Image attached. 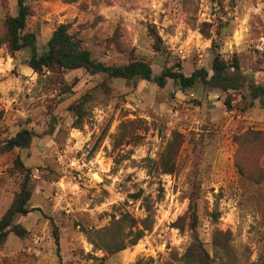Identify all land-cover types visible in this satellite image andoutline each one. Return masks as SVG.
<instances>
[{
	"label": "rangeland",
	"instance_id": "obj_1",
	"mask_svg": "<svg viewBox=\"0 0 264 264\" xmlns=\"http://www.w3.org/2000/svg\"><path fill=\"white\" fill-rule=\"evenodd\" d=\"M27 4L40 51L64 23L106 64L145 60L153 76L205 69L210 79L220 55L238 62L245 86L183 89L167 78L161 87L78 68L65 72L64 93L50 71L29 66V49L10 50L17 0H0V140L33 133L30 147L0 151V219L24 179L17 156L32 189L30 212L16 218L28 233L8 234L0 264H183L191 199L214 264H254L264 248V104L250 85L264 86V0ZM169 144L174 171L163 173ZM143 221L151 228L132 244ZM215 229L230 232L234 258L213 253Z\"/></svg>",
	"mask_w": 264,
	"mask_h": 264
},
{
	"label": "trees",
	"instance_id": "obj_2",
	"mask_svg": "<svg viewBox=\"0 0 264 264\" xmlns=\"http://www.w3.org/2000/svg\"><path fill=\"white\" fill-rule=\"evenodd\" d=\"M27 1L17 0V14L8 15L6 18L8 46L11 51L29 49L31 52L30 58L27 60L29 66L40 77L44 76L46 71H50L52 78L65 87L64 93L71 92V88L64 78L65 72L78 68H84L90 74L105 73L110 77L124 78L128 81L134 78L154 79L161 87L165 86L167 78L177 81L183 89L192 86L197 81L220 87L225 91L240 89L245 86L238 62L228 63L220 55H217L213 61V75L210 79H208V72L205 69L195 71L191 75L186 76L181 71L165 68L159 75L153 76L152 67L145 60H132L122 65L106 64L96 60L91 50L84 47L82 41L64 23L53 31L47 41L46 48L40 51L38 36L35 32L26 30L27 19L30 15ZM250 93L253 100L260 99L262 104H264L263 85L251 84ZM32 142V131L27 127H22L15 134L6 135L4 139L0 140V151L9 152L15 148L25 149L30 147ZM174 155L175 153L171 152V144H169L161 161L163 173H172L174 171ZM15 164L23 171L24 179L20 191L0 219V246L6 241L10 232H14L19 236H24L28 233L22 223L16 222V218L19 215H25L30 212L28 204L32 197L30 185L31 169L24 164L20 156L16 157ZM185 217L189 220L192 241L182 257L183 264H214V256H211L210 251L205 247L197 233L198 213L193 199H191L189 210ZM143 222V228L138 229L132 244H135L143 236L145 230L151 228L145 221ZM179 228L182 229L183 226H179ZM212 248L215 255L220 253L228 259L235 257L233 246L231 245L230 232L215 229L212 233ZM107 249H109L108 251L112 250L109 247ZM254 264H264V248Z\"/></svg>",
	"mask_w": 264,
	"mask_h": 264
},
{
	"label": "built area",
	"instance_id": "obj_3",
	"mask_svg": "<svg viewBox=\"0 0 264 264\" xmlns=\"http://www.w3.org/2000/svg\"><path fill=\"white\" fill-rule=\"evenodd\" d=\"M182 51V50H181Z\"/></svg>",
	"mask_w": 264,
	"mask_h": 264
}]
</instances>
